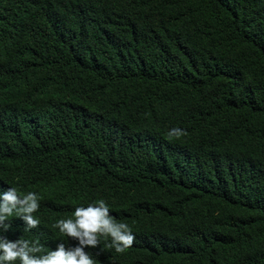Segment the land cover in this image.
Returning a JSON list of instances; mask_svg holds the SVG:
<instances>
[{
  "label": "trees",
  "instance_id": "obj_1",
  "mask_svg": "<svg viewBox=\"0 0 264 264\" xmlns=\"http://www.w3.org/2000/svg\"><path fill=\"white\" fill-rule=\"evenodd\" d=\"M9 183L41 198L9 239L103 198L135 239L96 264H264V0H0Z\"/></svg>",
  "mask_w": 264,
  "mask_h": 264
},
{
  "label": "clouds",
  "instance_id": "obj_2",
  "mask_svg": "<svg viewBox=\"0 0 264 264\" xmlns=\"http://www.w3.org/2000/svg\"><path fill=\"white\" fill-rule=\"evenodd\" d=\"M185 131L180 127L170 128L169 137H180ZM0 190V264H96L94 257L86 251V246L95 247L101 238L108 240L109 247L122 253L135 239L132 227L117 220L110 214V205L103 198L81 203L74 207L68 217L55 220L53 227L60 234L75 239V245L60 241L56 247L45 250L38 239L18 237L9 239L3 233L11 227L10 218L15 216L24 221L30 230L40 224L33 215L40 208V195L32 190L24 191L16 183Z\"/></svg>",
  "mask_w": 264,
  "mask_h": 264
}]
</instances>
